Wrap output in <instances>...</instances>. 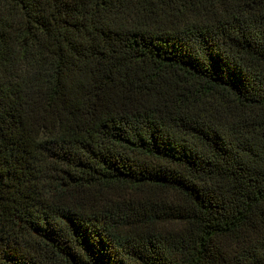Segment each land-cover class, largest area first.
<instances>
[{"label":"trees","instance_id":"trees-1","mask_svg":"<svg viewBox=\"0 0 264 264\" xmlns=\"http://www.w3.org/2000/svg\"><path fill=\"white\" fill-rule=\"evenodd\" d=\"M0 264H264V0H0Z\"/></svg>","mask_w":264,"mask_h":264}]
</instances>
